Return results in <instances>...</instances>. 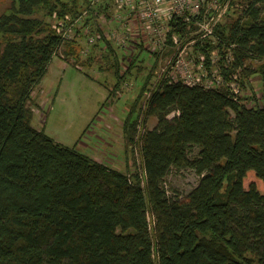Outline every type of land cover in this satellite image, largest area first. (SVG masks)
<instances>
[{"label": "trees", "instance_id": "1", "mask_svg": "<svg viewBox=\"0 0 264 264\" xmlns=\"http://www.w3.org/2000/svg\"><path fill=\"white\" fill-rule=\"evenodd\" d=\"M85 2L12 0L0 15V264H264V94L241 99L228 85L233 74L241 89L253 75L264 83V0H246L244 22L216 26L217 48L194 43L208 67L218 51L222 87L165 78L149 94L144 118L156 125L140 138L142 179L32 125V93L65 44L49 20L77 18ZM121 22L109 23V36L98 41L113 52L117 79L118 51L128 52L120 44L114 50L110 35ZM170 32V45L173 34L195 39L180 21ZM138 42L134 50L155 64L158 54ZM65 45V56H79V44ZM181 170L199 183L184 197L169 196L165 180ZM251 173L262 189L245 185Z\"/></svg>", "mask_w": 264, "mask_h": 264}, {"label": "rangeland", "instance_id": "2", "mask_svg": "<svg viewBox=\"0 0 264 264\" xmlns=\"http://www.w3.org/2000/svg\"><path fill=\"white\" fill-rule=\"evenodd\" d=\"M209 2L212 3L213 0ZM245 2L246 0H230L227 11L218 24L229 27L237 19L244 22L242 11L246 7ZM11 4L12 0H0V15L6 12ZM59 18L53 16L49 21L54 25ZM100 24V17L95 16L86 25V29L102 36ZM122 26L121 23V29ZM127 26L128 24L124 30L115 31V36L110 35L114 50L120 46V40L126 35ZM73 39L76 41L74 43L79 44V47L73 45L76 52L79 51V56H65L64 50L68 49V45H65L67 41H64L65 44L57 51L46 75L32 93V125L62 146L76 148L94 159L106 160L113 169L128 175L137 173L142 179L140 138L145 130H151L156 125L155 118H144L145 103L149 94L157 88L159 81L165 79L164 71H167L168 63L178 47L167 43L156 57V67H153L147 52L135 51L133 56L128 52L126 57H122L118 51L119 60L123 65L120 64L118 70L121 79H117L113 68L115 57L109 48L97 41L94 45H89L83 33L78 37L74 35ZM209 41L217 48V36ZM87 48L90 53L82 54V50L86 52ZM187 48L189 53L196 52L193 44ZM217 54L214 51V63L211 64L210 61V67L213 65V69L219 66L220 55ZM259 65L256 61L247 62L251 70H257ZM175 76L179 77V74L176 73L173 77L168 75L166 80ZM233 76H236L235 81H240L237 74H233L231 79ZM196 77L206 80L204 73L199 72ZM228 85L232 90L231 83ZM235 88L238 90L237 96L241 99L251 95L258 98L264 94V83L255 75L247 80L245 89H241L236 83ZM175 114L168 118H173ZM125 122L129 123L126 130L123 128ZM199 179L191 170L173 171L166 178L164 188L169 196L184 197L198 185ZM251 182L263 188V183L252 173L245 179V185L248 186ZM148 221L151 225V216Z\"/></svg>", "mask_w": 264, "mask_h": 264}, {"label": "built area", "instance_id": "3", "mask_svg": "<svg viewBox=\"0 0 264 264\" xmlns=\"http://www.w3.org/2000/svg\"><path fill=\"white\" fill-rule=\"evenodd\" d=\"M71 2L72 0H64ZM84 10L77 18L72 19L69 16L59 18L54 23L53 28L61 37L62 42L75 41L74 35L77 37L83 33L88 39L89 45L99 41L102 36H109V27L107 25L113 20H120L123 24L122 30L126 28V35L120 40V45L124 47L127 52H131L133 56L135 45H139L138 39H143L147 47L153 52L159 54L166 46L168 35L171 33V22H182L187 28V33L194 36L195 39L188 42H182L180 37L176 34L172 35V42L177 46L174 57L169 61L167 71H164L165 78L167 76H174L176 73L179 77L175 76L172 79L181 80L188 86L201 85L206 88L222 87L224 85V77L221 71L208 67L205 55L201 52L189 53L187 46L194 45L196 41L202 42L204 45L210 43V39L214 38L215 29L218 25L220 18L225 14L229 6V1L223 0H85ZM99 9H107L111 19L108 20L105 13H97ZM99 16L101 24L99 28H103L105 33L93 34L86 29V25L90 22L91 16ZM57 15L54 16V18ZM58 19V18H57ZM89 22L85 25V21ZM105 25L106 27H103ZM101 30V29H100ZM110 31V30H109ZM73 35V36H72ZM115 36V32L113 33ZM134 37L135 44L129 46L126 40ZM87 44V43H86ZM211 51L210 60L211 64L214 63ZM89 54L90 49L87 48L82 54ZM129 54V53H128ZM218 55V54H217ZM232 55L228 54L227 62L232 61ZM120 64L123 65L122 62ZM170 71H173L170 73ZM167 72V73H166ZM204 73L206 80H199L196 77L198 73ZM168 74V75H167ZM212 76V78H211ZM236 76L231 79L232 91L238 95V90L235 88Z\"/></svg>", "mask_w": 264, "mask_h": 264}, {"label": "crops", "instance_id": "4", "mask_svg": "<svg viewBox=\"0 0 264 264\" xmlns=\"http://www.w3.org/2000/svg\"><path fill=\"white\" fill-rule=\"evenodd\" d=\"M153 67H156V66L153 64ZM92 158L94 159V157H92ZM95 160L98 161V162H101V163H104V164H108L109 165V162H107L106 160L101 161L100 159H97V158H95Z\"/></svg>", "mask_w": 264, "mask_h": 264}]
</instances>
